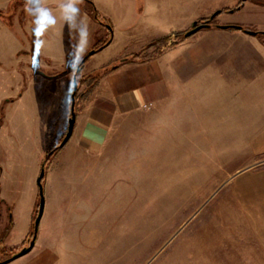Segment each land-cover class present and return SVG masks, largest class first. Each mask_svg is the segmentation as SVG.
Wrapping results in <instances>:
<instances>
[{
  "label": "rangeland",
  "instance_id": "1",
  "mask_svg": "<svg viewBox=\"0 0 264 264\" xmlns=\"http://www.w3.org/2000/svg\"><path fill=\"white\" fill-rule=\"evenodd\" d=\"M182 1L175 0L177 4ZM195 1L206 7L203 12L206 16L216 9L222 10L214 16L215 23L227 21L232 24L239 19L236 17L238 9L229 12L236 4L223 2L220 8H213L210 1L223 0H191V11ZM92 2L101 17L100 3L107 4L104 8L117 17L126 15L128 5L130 8L129 0ZM24 3L12 0L6 10L19 13L20 24L23 23ZM130 11L134 12L132 8ZM6 17L9 18L7 13ZM103 18L110 23L107 17ZM204 30L206 27L176 43L174 40L178 37L170 34L167 41L143 49L144 45L127 56L138 51L144 57L154 49L158 50V55L176 56L183 52L181 41L185 40L186 45L196 43L198 32ZM99 38L93 37L90 48ZM110 53L112 50L106 49L96 56L103 58ZM112 61L104 65H110ZM197 65L195 63L191 69L192 76L189 75L191 94H197L198 90L197 74L201 68ZM202 69L206 77L202 79L201 88L206 89L211 83L227 86L223 81L238 74L236 70L240 76L247 70L252 72L259 68L219 66ZM87 87L86 81L80 84L75 102L87 94ZM175 87L168 98L156 105L148 104L116 114L100 151L78 150L69 146L67 140L50 155L42 178L44 206L34 245L24 255L4 264H189L183 253L184 228L188 221L198 220L200 208L215 201L216 189L226 186L232 175L263 166L264 152L253 156L248 148L250 132L246 129L199 131V108L204 116L207 114L208 123L214 122L223 108H234L241 113L248 109L251 106L248 97L207 93L206 99H186L181 86L176 83ZM69 94L65 98L68 107ZM215 112L220 113L216 115ZM33 113H30V139L11 141V152L0 150V186L6 200L0 202V260L28 244L39 201L38 192L34 194L36 177L46 151L59 141L67 126L65 124L59 132L55 112L49 115L52 118L46 121V135L43 133V136L42 132L33 129L38 120ZM242 116L240 121L245 119ZM211 125L219 127L217 123ZM4 141L7 144L5 138ZM200 142L202 146H199ZM32 195L35 200L30 214ZM7 208H10V223ZM6 226H9L8 230Z\"/></svg>",
  "mask_w": 264,
  "mask_h": 264
},
{
  "label": "crops",
  "instance_id": "2",
  "mask_svg": "<svg viewBox=\"0 0 264 264\" xmlns=\"http://www.w3.org/2000/svg\"><path fill=\"white\" fill-rule=\"evenodd\" d=\"M11 1L0 0V8L5 10L0 15V150L3 153L11 152V141L30 139L31 112L38 119L33 129L45 135L49 115L56 112L57 128L62 132L69 113L65 98L72 89L74 72L71 70L50 77L37 67L46 72L58 71L76 62L90 48L94 36L102 37L107 32L106 26L92 19L82 3L76 5L79 13L71 19L64 18L63 7L69 0H40L39 6L49 11L54 23L37 31L35 16L28 15L25 9L22 24L19 13L6 12ZM239 1L241 4L236 11L239 19L232 24H246L256 33L209 26L204 32H198V42L186 45L185 40L181 41L184 48L180 55L165 57L161 54L147 59L127 60L104 73L92 90L76 101L75 121L68 145L88 153L100 151L116 114L128 113L144 104L162 102L175 90L177 83L186 93V99H206L207 93L248 97L251 101L248 109L241 113L234 108H223L214 122L211 120L208 123L207 114L204 116L199 108V131L246 129L250 132V152L254 157L263 153L264 0L210 1L209 5L217 8L223 2L235 5ZM129 4L134 12L128 5L126 15L119 14L117 17L104 8L107 4L100 3L101 15L110 20L111 35L109 41L83 63L81 73H89L96 67L126 56L158 36L181 32L193 20L206 17L203 13L206 7L198 1L194 2L193 11L191 0L178 4L175 0H129ZM6 13L9 18H4ZM220 23L229 24L227 21ZM106 49L112 50V53L103 58L96 56ZM195 63L201 69L197 74V94H191L189 75L192 76L191 69ZM219 66L259 69L247 70L240 76L236 70L238 74L223 81L227 86L211 83L209 88L202 89V79L206 77L202 68ZM219 113L215 112L216 115ZM240 115L245 117L244 121H240ZM215 121L219 127L211 125L216 124ZM199 146H202L201 142ZM1 191L0 186L2 195ZM37 192L38 189L34 194ZM215 194L213 203L200 208L198 220L192 222L190 219L184 228V259H188L189 264H264V165L235 173L226 186L216 189ZM0 197L6 202L3 195ZM34 200L33 196L30 214Z\"/></svg>",
  "mask_w": 264,
  "mask_h": 264
},
{
  "label": "trees",
  "instance_id": "3",
  "mask_svg": "<svg viewBox=\"0 0 264 264\" xmlns=\"http://www.w3.org/2000/svg\"><path fill=\"white\" fill-rule=\"evenodd\" d=\"M14 3H15V1H14ZM240 4H241V1H239L234 7L229 8V10H232V11L233 10H237L240 7ZM82 6H83L84 10L90 15V17L92 19H94V20L98 21L99 23L105 25L106 28H107L106 35L100 37L99 39H95L92 47L90 48V50L91 49H94V51H97L100 48H102L109 41V38H110V35H111V25H110V23H109V21L107 19L101 17L98 14V12H97V10H96V8H95L92 0H83ZM4 11H5L4 9H1L0 8V15L4 14L5 13ZM221 11L222 10H217V11L213 12L212 14H210L209 16L195 19L196 20V24H198L200 22H206L207 23V26H205V27H209V26L220 27L221 24L215 23L213 21V18H214V16L217 13H219ZM237 25L238 26H241V28L248 29V27L243 26L241 24H226V28H228V29H239V28H237ZM191 26H193L192 23H191L190 27ZM185 31L186 30L181 31V32H174L173 33L175 36L178 37L177 40H174L175 43L178 40H181V39H184V38L187 37V36H185ZM168 38H169V35H163L161 37H158L156 39H153L150 43H148L146 45V47L144 46L143 49L149 47L152 44H158L160 42H165V41L168 40ZM143 49H141V50H143ZM88 52H89V50L82 57H80V59H78L75 63H73V64H71V65H69L67 67H64V68H62V69H60L58 71L46 72L45 70H43L40 67H37V69H39L41 72H43L44 74H46V75H48L50 77H56V76L62 75L63 73H65L67 71H71L72 70L74 72V76H75V80H76V84H77V88H76V92H75V99H76L78 87L80 86V84L82 82L86 81L88 83V87L86 88V93H88V92H90L92 90V88L96 84L97 80L104 73H106L108 69H113V68L117 67L119 64H122V63L126 62L127 60H134V59H137V58H141V59L152 58V57H155L156 55L159 54L158 53V50L154 49L153 52H150L146 56L141 57L140 54L137 51V52L131 53L129 56L126 55V56H123V57H119L116 61L113 60L110 65L101 66L100 68H98L96 70H93L92 72L87 73V74H80V69H81L83 63L91 55ZM69 99H70V94H69ZM74 110H75V104H74ZM63 135H64V133L61 135L59 141L61 140V138L63 137ZM59 141L56 142L55 145H53L52 147H50L46 151V155H45V158H44L45 163L48 160V158L50 157V155H52L58 148H60V147H57V144L59 143ZM0 202H3V200L0 199ZM7 209H8V211H7L8 221L10 223V221H11V219H10L11 218L10 208H7ZM8 228H9V226H6V230H8ZM32 234H33V232H32ZM4 259H6V258H4Z\"/></svg>",
  "mask_w": 264,
  "mask_h": 264
},
{
  "label": "water",
  "instance_id": "4",
  "mask_svg": "<svg viewBox=\"0 0 264 264\" xmlns=\"http://www.w3.org/2000/svg\"><path fill=\"white\" fill-rule=\"evenodd\" d=\"M192 25L193 26H191L189 29H187L185 31V36H188V35L192 34L193 32H195L196 30L207 26V23L206 22H200V23L196 24V20H193ZM220 27L226 28V24H221ZM237 28L244 30L245 32L250 33V34L256 33V31H254V30L241 28V26H238V25H237ZM94 52H95L94 49H91V50H89L88 53L92 54ZM76 88H77V84H76V80L74 77V81H73L72 89H71V93H70V104H69L70 106H69V116L67 119V126H66L63 137L61 138V140L57 144V147H62L66 143V141L68 140V138L70 137V135L72 133V129H73L74 121H75L74 104H75ZM44 170H45V160L42 161V163L40 165L39 173L36 177V184H37V189H38L39 201H38L36 215H35L34 220H33V234H32V236H31V238H30V240L26 246H22L17 252H14L11 256L7 257L6 259L0 260V264L7 263V262H9V261H11L17 257L24 255L34 245L39 220L41 218V215L43 212V206H44V196H43V187H42V178L44 176Z\"/></svg>",
  "mask_w": 264,
  "mask_h": 264
},
{
  "label": "clouds",
  "instance_id": "5",
  "mask_svg": "<svg viewBox=\"0 0 264 264\" xmlns=\"http://www.w3.org/2000/svg\"><path fill=\"white\" fill-rule=\"evenodd\" d=\"M78 3H83V0H69V3L63 7L64 18L71 19L75 14L79 13L80 9L76 7ZM39 4L40 0H25L24 3L25 12L30 16H35L34 23L37 25V31H41L49 24L54 23V19L50 15L49 11L43 7H40ZM29 5H37V7L31 8ZM78 48H80L79 41Z\"/></svg>",
  "mask_w": 264,
  "mask_h": 264
},
{
  "label": "built area",
  "instance_id": "6",
  "mask_svg": "<svg viewBox=\"0 0 264 264\" xmlns=\"http://www.w3.org/2000/svg\"><path fill=\"white\" fill-rule=\"evenodd\" d=\"M144 106H146V104H144Z\"/></svg>",
  "mask_w": 264,
  "mask_h": 264
}]
</instances>
